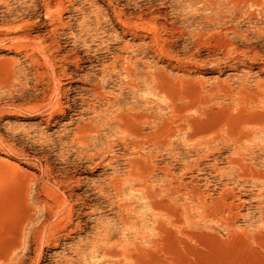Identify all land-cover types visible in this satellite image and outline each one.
Instances as JSON below:
<instances>
[{
  "label": "rangeland",
  "instance_id": "374dc122",
  "mask_svg": "<svg viewBox=\"0 0 264 264\" xmlns=\"http://www.w3.org/2000/svg\"><path fill=\"white\" fill-rule=\"evenodd\" d=\"M0 264H264V0H0Z\"/></svg>",
  "mask_w": 264,
  "mask_h": 264
},
{
  "label": "bare ground",
  "instance_id": "6f19581e",
  "mask_svg": "<svg viewBox=\"0 0 264 264\" xmlns=\"http://www.w3.org/2000/svg\"><path fill=\"white\" fill-rule=\"evenodd\" d=\"M48 62H49V60H48ZM53 105V104H52ZM130 131V130H129Z\"/></svg>",
  "mask_w": 264,
  "mask_h": 264
}]
</instances>
